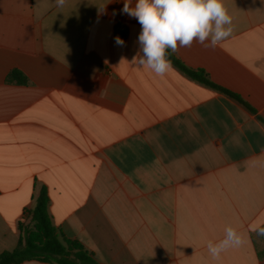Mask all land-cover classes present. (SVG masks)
Masks as SVG:
<instances>
[{"label": "crops", "instance_id": "obj_1", "mask_svg": "<svg viewBox=\"0 0 264 264\" xmlns=\"http://www.w3.org/2000/svg\"><path fill=\"white\" fill-rule=\"evenodd\" d=\"M224 2L232 35L173 54L253 112L133 62L124 0H0V253L44 188L58 236L98 264H264V0ZM229 225L245 242L213 260Z\"/></svg>", "mask_w": 264, "mask_h": 264}, {"label": "clouds", "instance_id": "obj_2", "mask_svg": "<svg viewBox=\"0 0 264 264\" xmlns=\"http://www.w3.org/2000/svg\"><path fill=\"white\" fill-rule=\"evenodd\" d=\"M69 0H54L58 9H63ZM122 14L135 18L141 26L137 38L138 55L133 62L147 67L156 76H164L173 65L171 53L180 48H190L193 42L204 48H215L233 33V18L224 0H124ZM115 42L124 46L117 36ZM253 231L264 236V227ZM243 235L231 225L224 229V237L218 242H208V251L213 260L230 248L244 244Z\"/></svg>", "mask_w": 264, "mask_h": 264}, {"label": "trees", "instance_id": "obj_3", "mask_svg": "<svg viewBox=\"0 0 264 264\" xmlns=\"http://www.w3.org/2000/svg\"><path fill=\"white\" fill-rule=\"evenodd\" d=\"M169 58L172 65L190 79L221 91L253 112V109L237 95L209 81L203 70L185 67L170 50ZM7 81L20 85L27 83L25 76L18 70H11L7 75ZM47 202L46 191L44 188H40L34 208L25 213V218L32 222V227L28 228L22 223L19 224L22 238H20L15 249L0 253V264H20L29 260L44 263L54 262L56 264H98L78 241L58 236L47 213Z\"/></svg>", "mask_w": 264, "mask_h": 264}]
</instances>
